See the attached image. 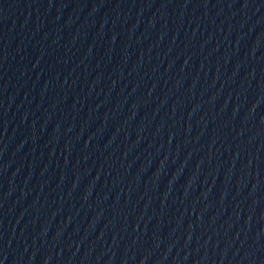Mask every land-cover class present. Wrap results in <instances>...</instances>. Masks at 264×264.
I'll return each mask as SVG.
<instances>
[{"label":"water","instance_id":"95a60500","mask_svg":"<svg viewBox=\"0 0 264 264\" xmlns=\"http://www.w3.org/2000/svg\"><path fill=\"white\" fill-rule=\"evenodd\" d=\"M0 264H264V0H0Z\"/></svg>","mask_w":264,"mask_h":264}]
</instances>
